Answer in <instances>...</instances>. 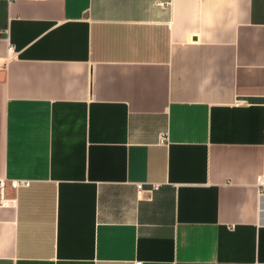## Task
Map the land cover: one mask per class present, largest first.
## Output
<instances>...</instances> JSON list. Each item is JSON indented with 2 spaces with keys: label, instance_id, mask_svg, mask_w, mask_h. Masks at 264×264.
<instances>
[{
  "label": "crops",
  "instance_id": "crops-1",
  "mask_svg": "<svg viewBox=\"0 0 264 264\" xmlns=\"http://www.w3.org/2000/svg\"><path fill=\"white\" fill-rule=\"evenodd\" d=\"M246 98L264 0H0V264H264Z\"/></svg>",
  "mask_w": 264,
  "mask_h": 264
},
{
  "label": "built area",
  "instance_id": "built-area-1",
  "mask_svg": "<svg viewBox=\"0 0 264 264\" xmlns=\"http://www.w3.org/2000/svg\"><path fill=\"white\" fill-rule=\"evenodd\" d=\"M9 4H12L13 2H16L18 0H7ZM30 1H45V0H30ZM164 139L162 140V142ZM259 186H264V180L262 178H259L258 180ZM8 180L6 178H0V206L5 205L8 203V200L6 199V188H7ZM10 185L13 189L17 190L21 187H29L30 181L28 180H11ZM140 193L145 191V188L142 184H139L137 186ZM159 188L158 185H152L150 190H157ZM136 264H142V262H136Z\"/></svg>",
  "mask_w": 264,
  "mask_h": 264
},
{
  "label": "water",
  "instance_id": "water-1",
  "mask_svg": "<svg viewBox=\"0 0 264 264\" xmlns=\"http://www.w3.org/2000/svg\"><path fill=\"white\" fill-rule=\"evenodd\" d=\"M249 103H258V104H264V98H246L243 99Z\"/></svg>",
  "mask_w": 264,
  "mask_h": 264
}]
</instances>
